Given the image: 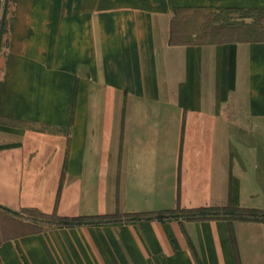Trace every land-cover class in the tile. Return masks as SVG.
<instances>
[{"label": "crops", "instance_id": "obj_1", "mask_svg": "<svg viewBox=\"0 0 264 264\" xmlns=\"http://www.w3.org/2000/svg\"><path fill=\"white\" fill-rule=\"evenodd\" d=\"M198 10L264 0H0V264H264V39Z\"/></svg>", "mask_w": 264, "mask_h": 264}, {"label": "rangeland", "instance_id": "obj_2", "mask_svg": "<svg viewBox=\"0 0 264 264\" xmlns=\"http://www.w3.org/2000/svg\"><path fill=\"white\" fill-rule=\"evenodd\" d=\"M183 16L184 19L181 24L185 30L193 29V27L196 30L199 27L201 29L199 33L201 37L207 34V29L211 26L215 28V31H211L212 38L264 39V10H225L221 12L198 10L185 12ZM8 23L9 19L6 21L4 19L0 20V36L8 31ZM260 213L264 217V211ZM214 214L239 217L244 215V212L235 208H227L215 210ZM181 215L187 217L189 213L182 212ZM38 216L42 221H54L46 216Z\"/></svg>", "mask_w": 264, "mask_h": 264}, {"label": "trees", "instance_id": "obj_3", "mask_svg": "<svg viewBox=\"0 0 264 264\" xmlns=\"http://www.w3.org/2000/svg\"><path fill=\"white\" fill-rule=\"evenodd\" d=\"M185 212L189 213V215L187 216L188 218H205V217H214L217 216L214 214V210L210 209V208H198V209H194V210H186ZM156 218H166V217H174L177 214H175V212H162V213H158V214H154ZM49 219H53L55 220L58 224L60 225H75V224H80V223H94V222H100L102 221V219H105V217H101V218H67V217H58L55 215H49L46 216ZM152 217V215H151ZM140 215L139 214H132L129 217V220H137L140 219Z\"/></svg>", "mask_w": 264, "mask_h": 264}]
</instances>
